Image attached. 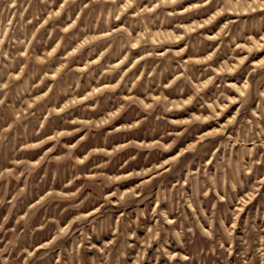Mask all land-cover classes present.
<instances>
[{"label":"rangeland","instance_id":"374dc122","mask_svg":"<svg viewBox=\"0 0 264 264\" xmlns=\"http://www.w3.org/2000/svg\"><path fill=\"white\" fill-rule=\"evenodd\" d=\"M0 264H264V0H0Z\"/></svg>","mask_w":264,"mask_h":264}]
</instances>
